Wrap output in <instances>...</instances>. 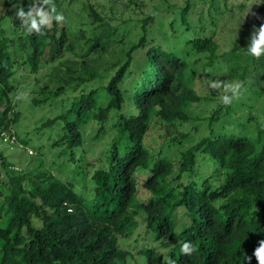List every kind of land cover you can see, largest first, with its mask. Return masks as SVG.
I'll return each instance as SVG.
<instances>
[{
  "label": "trees",
  "instance_id": "obj_1",
  "mask_svg": "<svg viewBox=\"0 0 264 264\" xmlns=\"http://www.w3.org/2000/svg\"><path fill=\"white\" fill-rule=\"evenodd\" d=\"M139 1L125 0L109 10L99 1L54 0L66 22H53L44 35L27 34L18 20L8 28L11 12L3 13L0 3L1 132L20 119L18 111L11 114L18 71L36 76L31 91L36 106L69 96L60 114L36 129H54L51 146L60 147L62 159L57 172L40 159L22 175L11 176L19 189L10 195L0 191V205L11 215L0 227V264H132L133 253L121 238L131 239L141 223L140 236L150 240L139 249L146 264H162L165 258L176 264H247L264 240V56H250L238 41L221 55L216 39L222 14L243 10L248 0H199L208 1L206 14L196 0H186L170 20L157 12L141 23L124 18V6ZM29 2L22 1L25 10ZM255 10L251 24L259 27L264 3ZM156 24L160 41L152 35ZM194 54H207V64L235 60L227 77L263 97L256 137L244 126L241 131L214 128L209 117L208 129L182 149V138L192 134L180 131L178 138L169 126L184 123L190 103L201 100L192 85ZM86 115L98 124L93 139L108 132L114 136L93 159L87 158ZM163 119L167 133L151 149L146 144L150 127ZM17 138L24 146L31 141ZM1 163L13 162L0 153ZM139 167L148 173L142 183L148 197L137 202L134 172ZM183 242L196 249L190 256L181 253ZM251 264H257L254 257Z\"/></svg>",
  "mask_w": 264,
  "mask_h": 264
},
{
  "label": "rangeland",
  "instance_id": "obj_2",
  "mask_svg": "<svg viewBox=\"0 0 264 264\" xmlns=\"http://www.w3.org/2000/svg\"><path fill=\"white\" fill-rule=\"evenodd\" d=\"M22 1H25L26 3L29 2V0ZM92 1L102 2L103 6L110 10L112 8H117L120 4H124L125 0H123V3L121 0ZM129 1L130 0H126L127 3ZM196 1L198 2L197 8L205 10L204 13L206 14L209 7L208 1L205 3H201L199 0ZM233 1L234 0H231V2ZM15 2L16 0H0L3 13H5V11L11 12V16L6 19L7 21L5 24L8 28H10L12 23L14 24V21L16 20L10 10L11 4ZM129 4L123 8L125 12L124 18H130L133 22L141 23L142 19L145 18L147 14L154 12H157L159 16H164V18L170 20L174 17V9H178L179 6L186 4V0H140L138 4H135L134 2H130ZM248 4L249 6L243 10H238V12L225 11V13L222 14L223 20H221L219 26L216 28L218 31L216 39L219 42V54H227L228 50L232 48L236 41L241 43L244 47H247L250 33L253 26H255L254 24H251V22H254L255 20V8L259 7L260 1H258L255 5L252 0H248ZM250 8H252V12L255 13V15L251 13L248 14ZM206 24L208 25L209 22H206ZM213 28L214 27L212 25H209L208 31ZM137 30H135V32H137ZM159 31L160 28L156 24L154 30H152V35L157 36L158 41H160ZM135 37L137 36H134V38ZM206 56L207 54H194L190 58L192 63L196 65L195 68L197 69V71L193 73L194 79L192 85L201 95V100L190 103L187 108L188 119L184 121V123L181 124L179 121H176V124L169 126L171 131H174L178 138H182L180 131H189L192 134L191 138H188L187 140H185L184 137L182 138V149L191 147L192 144L197 141L208 129L207 124L209 117L212 118L211 123H213L214 128L223 127L225 130L241 131L244 126L245 128L243 127V131L253 138L256 137L257 125L263 117V97L259 96L256 88L251 87V91H248L246 88V90H242L240 98L238 100H234L230 106L222 104L221 97L224 93L222 91H212L208 87V82L212 79H224L228 82H237L235 79L232 80L227 77L230 68L236 66V62L235 60H228L227 57L229 55H226L227 62H224L223 60H215L214 63L207 64L208 59H206ZM193 66L194 65L191 64V66L187 68V76H191L192 69L194 68ZM205 70L209 71L206 72ZM46 72L47 71L44 68L42 75ZM38 76H41V74ZM35 77L36 76L28 70L18 71L15 75L13 89L11 92L13 104L11 114L13 111H18L20 119L17 122L11 123L10 130L11 132H14L17 137L20 135L26 140L31 138L29 145L24 146L20 144L18 138L14 143L7 142L8 140L4 136L10 133L1 132L4 126L0 125V153H3L8 162H13L11 163L12 165L9 166H5L2 163L0 164V179L4 181L1 183L0 191L5 195H10V192L20 188L19 183L11 176L15 174L22 175L27 168L36 166L40 159L43 160L44 166H47L56 173V168L62 160L58 158L60 147L51 146L53 141L56 139L55 137H57L56 135H53L52 138L50 137V135L53 134L54 129H48L42 133L36 132V129L48 118H52L60 114L63 109V105H65L64 102L69 98V96L60 97L53 102L43 104L42 106L34 105L32 102L34 95L31 91L38 83ZM79 92L80 91H77L75 93L78 94ZM68 95H70V93H68ZM17 96H20L21 98L17 99ZM104 98L105 96H101L99 99L100 104L104 103ZM214 113L215 115H213ZM165 124L166 120L163 119L162 124L154 122V124L151 125V130L146 138V144L151 149L158 148L159 145H161L163 137L167 133L166 129L162 127ZM82 125L85 134L91 137L89 140L90 143H88L87 158L93 159L99 156L100 152L109 146L114 136L112 133L108 132L105 133L101 139H93V135L96 132L98 124L95 120H93L92 115L84 116ZM173 135L174 134H170V136ZM39 144H42L44 148L39 147ZM177 152H179L178 149ZM63 171L66 176L70 173L69 167L64 168ZM134 175L139 176L137 202H140L148 197V194L142 184L148 173L144 167H139L134 172ZM11 186L13 189H11ZM77 186L79 187L80 185L78 184ZM136 210L140 209L136 208ZM0 216V227L4 228L8 225L11 215L10 212L1 205ZM142 216H144V214L141 212L139 217L140 221L142 220ZM144 226V223H141L139 228L132 235L131 239L121 238V245L129 248L133 253V258L131 259L132 264H146L145 258L143 260L142 255L139 253V249L142 245L150 242L149 239H144L143 235L140 236L139 234V232H144ZM135 238L138 239L135 240ZM3 243L4 241L0 237V251Z\"/></svg>",
  "mask_w": 264,
  "mask_h": 264
},
{
  "label": "clouds",
  "instance_id": "obj_3",
  "mask_svg": "<svg viewBox=\"0 0 264 264\" xmlns=\"http://www.w3.org/2000/svg\"><path fill=\"white\" fill-rule=\"evenodd\" d=\"M261 3H264V0H260ZM10 10L15 19L20 22V26L29 35H44L43 30L50 29L53 22L61 25L66 22L65 15L57 11L54 0H30L27 5V10H25V5L22 3V0H16L15 3L11 4ZM249 13L255 15L252 12V8L249 9ZM247 53L256 59L264 56V23L260 24L259 27L253 26L247 44ZM205 71L207 72L209 70ZM208 87L212 91H222L224 93L221 97V102L225 106H230L234 100H238L242 95V90H246L243 82H228L224 79H212L208 82ZM20 98V96H17V99ZM3 132H9L10 134H5L10 136L14 135L16 137L15 141L17 140L16 134L11 132V130ZM195 250L191 242H183L181 244L180 251L183 255L190 256ZM253 257L257 261V264H264V240H260L252 254L247 256V264H251ZM162 264H176V261L165 258Z\"/></svg>",
  "mask_w": 264,
  "mask_h": 264
},
{
  "label": "built area",
  "instance_id": "obj_4",
  "mask_svg": "<svg viewBox=\"0 0 264 264\" xmlns=\"http://www.w3.org/2000/svg\"><path fill=\"white\" fill-rule=\"evenodd\" d=\"M5 138L8 140V141H11V142H14L16 137L13 135V136H10V135H6Z\"/></svg>",
  "mask_w": 264,
  "mask_h": 264
}]
</instances>
